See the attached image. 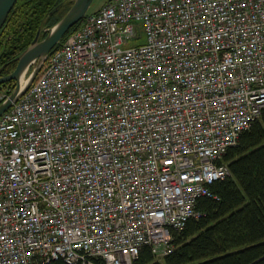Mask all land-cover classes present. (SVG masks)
<instances>
[{
    "label": "built area",
    "instance_id": "obj_1",
    "mask_svg": "<svg viewBox=\"0 0 264 264\" xmlns=\"http://www.w3.org/2000/svg\"><path fill=\"white\" fill-rule=\"evenodd\" d=\"M263 108L264 0L85 14L0 116V264L160 260Z\"/></svg>",
    "mask_w": 264,
    "mask_h": 264
},
{
    "label": "trees",
    "instance_id": "obj_2",
    "mask_svg": "<svg viewBox=\"0 0 264 264\" xmlns=\"http://www.w3.org/2000/svg\"><path fill=\"white\" fill-rule=\"evenodd\" d=\"M74 1L16 0L0 30V76L15 69L17 57L36 32L41 30L43 39ZM2 86H8L10 94L15 83ZM223 162L229 175L210 184L211 196L196 202L199 217L173 233L172 252L158 260L143 247L134 264H264V108L227 150ZM36 264L67 263L58 259Z\"/></svg>",
    "mask_w": 264,
    "mask_h": 264
},
{
    "label": "water",
    "instance_id": "obj_3",
    "mask_svg": "<svg viewBox=\"0 0 264 264\" xmlns=\"http://www.w3.org/2000/svg\"><path fill=\"white\" fill-rule=\"evenodd\" d=\"M93 0H75L67 13L40 39L41 30L36 32L31 44L17 57L15 69L6 76H0V85L14 82L15 87L0 104V116L25 93L42 68L50 52L61 42L67 32L80 22ZM16 0H0V30ZM30 71L21 87V79Z\"/></svg>",
    "mask_w": 264,
    "mask_h": 264
},
{
    "label": "rangeland",
    "instance_id": "obj_4",
    "mask_svg": "<svg viewBox=\"0 0 264 264\" xmlns=\"http://www.w3.org/2000/svg\"><path fill=\"white\" fill-rule=\"evenodd\" d=\"M109 0H93L86 12V14L92 13L101 7H103ZM30 71L23 77V80L25 81L27 76L29 75Z\"/></svg>",
    "mask_w": 264,
    "mask_h": 264
},
{
    "label": "bare ground",
    "instance_id": "obj_5",
    "mask_svg": "<svg viewBox=\"0 0 264 264\" xmlns=\"http://www.w3.org/2000/svg\"><path fill=\"white\" fill-rule=\"evenodd\" d=\"M20 83H21V87H22V86H24L25 81H24L23 79H21V82H20ZM63 261H64V260H63ZM64 262H65V261H64ZM65 263H66V262H65Z\"/></svg>",
    "mask_w": 264,
    "mask_h": 264
}]
</instances>
